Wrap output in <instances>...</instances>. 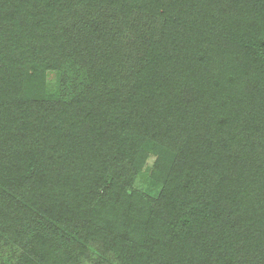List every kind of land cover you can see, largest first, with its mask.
Wrapping results in <instances>:
<instances>
[{
	"label": "trees",
	"instance_id": "1",
	"mask_svg": "<svg viewBox=\"0 0 264 264\" xmlns=\"http://www.w3.org/2000/svg\"><path fill=\"white\" fill-rule=\"evenodd\" d=\"M0 245L264 264V0H0Z\"/></svg>",
	"mask_w": 264,
	"mask_h": 264
},
{
	"label": "rangeland",
	"instance_id": "2",
	"mask_svg": "<svg viewBox=\"0 0 264 264\" xmlns=\"http://www.w3.org/2000/svg\"><path fill=\"white\" fill-rule=\"evenodd\" d=\"M48 82L51 84V88H55V84L57 82V75L55 72H49L48 74ZM152 160L148 163V166L146 168V170H150L149 168H151L152 165ZM150 179H149V171L143 172L137 179L135 186L136 188H138L141 191H147L150 192L154 195H156V193L158 192L159 189L157 190H151L150 183H149ZM10 257L9 254V247H5L0 245V264H3L4 262L8 261ZM87 264H91V263H87Z\"/></svg>",
	"mask_w": 264,
	"mask_h": 264
}]
</instances>
